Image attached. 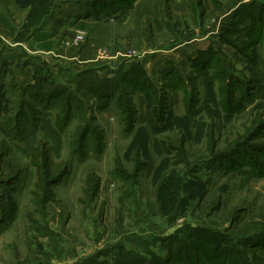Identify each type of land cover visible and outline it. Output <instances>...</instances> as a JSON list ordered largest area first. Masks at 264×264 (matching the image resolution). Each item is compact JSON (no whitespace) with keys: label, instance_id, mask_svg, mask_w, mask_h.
<instances>
[{"label":"rangeland","instance_id":"obj_1","mask_svg":"<svg viewBox=\"0 0 264 264\" xmlns=\"http://www.w3.org/2000/svg\"><path fill=\"white\" fill-rule=\"evenodd\" d=\"M94 1L35 0L33 3V0H0V143L4 142L0 147V178H16L9 187L0 183V217L4 213L0 222V264H119L118 258L113 261L120 251H137L144 256L140 260L130 252L126 254L127 261L121 264L128 261V264H153L158 261L170 264L168 250L172 257L180 260L190 251L188 224L217 232L209 235L211 238L193 242L195 251L188 256L191 263L201 259L204 251H200L201 255L196 253L198 245H201L198 249L216 248L209 253L215 261L245 264L237 257L248 256L251 250L259 251L250 245L256 240L261 241L264 232L263 225L251 219L259 209L264 208V169L250 153L251 149H257L264 141V80L257 83L258 91H250L256 86L254 84L247 88L248 101H243L242 83L246 81L241 72L245 64L251 65V61L243 55L245 50L240 43L245 36L242 35L243 31L238 30L237 22L232 20L226 29V12L229 11L225 10L233 0H217L224 6L220 5L222 7L218 11L211 0H201L198 5L195 0H183L190 8L189 15L176 11L175 0H141L135 14L120 23L71 26V32L66 28L65 35L60 33L59 36L55 32L58 39L68 36V40L84 32L89 38L91 34L104 35V51L115 62L116 57L111 58V51H119V57L125 59L133 52L154 57L158 51L172 48L191 36L201 39L206 35L209 40L216 39L218 51L211 55V71L215 69V58H220L219 62L222 60L230 71V67L236 70L233 71L235 82L230 79L234 85L229 90L236 97L227 96L228 86L224 92V89L220 90L218 81L214 86L216 91L211 90L212 94H209V88L204 93L198 71L187 69L189 80L185 86H179L181 106H175V113L168 110L169 116L164 126L155 131L144 125L134 126L130 133V114L135 111L136 119L139 110L136 93L121 95L118 101L114 96L106 103L103 97L95 93L103 88L91 73L85 76L88 92L79 90L75 93L76 98L84 100H72L76 106H71L65 122L63 117H58L61 113L58 106H46L47 85L73 89H76V82H82V87L85 85V81L64 70L65 66L78 72L94 64H79L78 58L67 62L58 56L57 59L53 58L50 53L28 51L32 57L28 64H23L26 60H18L12 54L19 53L22 45L30 50L36 49L24 40L47 21L53 8L56 7L54 19L60 20L68 17L70 6L76 2H87L90 6L106 2ZM152 1L158 4V14L154 16L146 11V5ZM259 1H262L264 9V0ZM123 4L128 5V0H123ZM181 4L178 3V7ZM252 11L256 12L257 8ZM159 15L168 22L164 28L156 26ZM67 31L73 37L67 35ZM74 41L81 44L74 53H80L82 44L86 43L85 36L82 39L74 38ZM203 43L199 40L198 45L203 46ZM250 48L246 52L248 55ZM259 49V53L261 50L264 53V44ZM43 57L50 59L51 65L47 67L52 74L47 73V67L41 64ZM2 58L17 61L10 64L6 62L7 59L1 61ZM34 64L39 68L41 84L40 89L35 91L38 98L34 103L29 102L23 113V127L37 125L33 147L27 152V142L30 141L26 140L27 131L32 129L23 133V139L19 140V137L13 138L8 134L4 124L6 119V124L10 120V126L14 124L19 100L24 98L21 95L22 84L14 82L11 83L13 87L9 86V77L17 74V68L24 69L27 65L33 69ZM101 70L98 68L97 73ZM261 75L264 78V71ZM16 78L19 77L16 75ZM184 88L194 89L191 97L193 101L198 100L196 106L188 100L187 89L183 94ZM162 89L165 90L167 102L166 89ZM122 90L126 92L130 88L124 84ZM219 93L225 106L219 103ZM58 94H61L60 91ZM188 101L192 105L191 110H194L191 113L193 116L181 114V108ZM37 103L40 105L32 106ZM227 109L232 113L231 117H225ZM84 131H87L85 135ZM84 136L87 139L82 142ZM39 139L47 142L53 164L61 167L64 162L69 164L68 171L59 177L58 182L47 185L44 192L34 188L35 168L30 165ZM85 142L86 145H82ZM238 144L242 145L239 147ZM227 153L229 155L226 157L207 161L215 154L219 157ZM259 154L264 158V150ZM218 163L223 167L220 170L216 168ZM89 176L91 181L88 186ZM159 179H163V185L159 184ZM32 190L39 193L36 205L37 199L31 194ZM173 226H176V232L185 227L179 236L186 237L184 243L187 248L176 249L180 251L178 253H171L170 243L162 241L167 229ZM218 233H225L224 236L231 238V249ZM211 239L216 244L209 243ZM261 246L264 250V245ZM225 253L228 254L226 258L223 257Z\"/></svg>","mask_w":264,"mask_h":264},{"label":"trees","instance_id":"obj_2","mask_svg":"<svg viewBox=\"0 0 264 264\" xmlns=\"http://www.w3.org/2000/svg\"><path fill=\"white\" fill-rule=\"evenodd\" d=\"M37 1V0H36ZM201 0H195L196 5H198L200 3ZM213 1L214 5L216 6V10L219 7H222L223 5L217 1V0H211ZM240 0H233L230 3V6H234L236 5L237 2H239ZM222 5V6H220ZM192 7V6H191ZM224 7V6H223ZM253 8H257L256 12H253L252 9ZM262 9V11H261ZM245 12V14L243 15V13ZM264 9L262 6V1H257V0H251L248 2H243L241 3V7L237 8L235 10V16H236V22H240V23H244L243 21L245 20H249V24L243 29L244 31V36L245 39L243 42L240 43V46L245 50L243 55L246 56V58H248V61L250 60L251 65L249 64H245L244 65V69L248 72V74L246 75L245 73L241 72V76L243 77L244 81H246L245 83H241L244 85V93L240 92V94L242 93V97H243V101L247 102L248 99V93L246 92L247 88L251 87V85H256L253 88H250V91H258L260 88L258 87L257 83H260L259 81L262 82V79L264 80L263 76L261 75L260 70H258V68L255 67V45L258 43H261L264 41ZM243 15V16H242ZM224 40V39H223ZM251 47V48H250ZM240 48V47H239ZM241 48V49H242ZM251 49L250 55L246 54L248 49ZM214 48L210 47L208 48L207 52H203L200 51L198 54V58L195 61H199L201 56H205L207 61L205 63H203L202 65L199 66V68H205L208 65L209 62V56L208 54L212 53ZM237 52H238V48L236 47ZM214 53V52H213ZM239 53V52H238ZM253 55V56H252ZM25 62H22L23 64H28L29 63V58L25 59ZM28 60V61H27ZM44 61V62H43ZM42 61V65L44 66V68L47 67V65H51L49 60H43ZM34 64L33 65V82L29 83L26 86H22L21 88V95L22 97L24 96V98H20L19 100V106H18V112L17 114H15L14 117V124H11V120L9 124H6V120H5V124L4 126H6V130L8 132L9 135H11V137L13 138H17L19 137V140L23 139V136L28 129H32L35 130L37 129V125L33 126V127H23L22 124V119H23V113L25 112V109L28 108L29 106V102L30 103H34V101L36 100V97L38 98V93L35 92L36 89H40L39 88V84L40 83V72H39V68ZM124 64L121 62L119 64H117V66H115L114 68H109V72L112 73L111 76H99L97 73V69L101 68L102 66H93V67H88L86 69L80 70L78 72L73 71L72 67L70 66H65L63 69L67 70L68 72H71V75L76 76L78 78L81 79V81H85V85L82 87V82H76L75 87L74 88H66V87H62V86H53L52 84L50 86L47 85L48 91L46 93V95L48 96V100L45 102L47 105L46 106H58L60 108V114L58 115V117H63V121L65 122L66 119H68L69 115H70V111H71V106H76L73 104L72 100H78L79 102L82 101L79 100V98H76L75 93H77L79 90H82V93H87L88 92V87L86 86L87 80H85V76L88 75L89 73H91L92 77H94L96 79L97 82H99L101 85L100 89L97 92H95L96 94H98L99 96L103 97L106 100L109 101V99H112V97H116V100L118 101L121 95H125L126 93L129 94H133V93H143L146 96V100H147V107L151 110V112L153 113L156 122L158 124V126L151 128L153 131L158 130L160 127L164 126V122L167 120V117L169 116V112H168V106H167V102H166V95L164 94L165 90H160V92L155 88V85L153 83V81L151 80V78L147 75V73L144 71L142 64L140 62H136V61H131L128 65V67L126 69H123ZM215 69L212 71V79L214 81H218V85H219V89L222 90L223 92L225 91V87L228 86V88L226 89V94L227 96L230 98L231 96L236 97L233 94H231V92H229L230 87H233V83L230 81V79H232L234 81V74L228 75L227 70H224L222 68V66L220 64H217L214 66ZM62 69V70H63ZM232 73L233 71V67H230ZM46 72L49 74H52L50 69H48V67L46 68ZM0 78H2V76H0ZM93 79V78H92ZM91 79V80H92ZM235 82V81H234ZM249 83V84H247ZM128 85L130 90L129 91H124L122 90V85ZM247 84V85H246ZM9 86L13 87L12 84H9ZM32 89V90H31ZM35 89V90H34ZM105 89V91H104ZM252 89V90H251ZM27 90V91H25ZM194 90V89H193ZM213 91V87H210V93L212 94ZM217 90V88H216ZM0 91L2 92V88L0 87ZM60 91L61 94H58V92ZM241 91V90H240ZM224 94V93H223ZM215 95V93H214ZM210 96V95H209ZM164 97V98H163ZM219 97H220V105L221 106H225V102H223V100H221L222 95L219 93ZM161 98V99H160ZM29 99V100H27ZM189 99L191 102H193V105L196 106V104L198 103V100H194L191 97V94L189 95ZM188 99V100H189ZM107 103V102H106ZM129 102L127 101V104ZM126 104V105H127ZM40 104H32V106H37ZM187 105V106H186ZM45 106V105H44ZM124 106V104H123ZM191 104L189 103V101L187 103H185V113L188 116H193L194 110H191ZM220 110V109H219ZM200 111V110H199ZM221 112V111H220ZM32 114V112H31ZM231 112L230 110H226L225 112V117H231ZM34 115V114H33ZM37 117V116H36ZM60 120V119H59ZM130 124L128 127V133H130L133 130L134 127V122H135V111H133V114H130ZM38 120H36L35 118V122H37ZM56 121V120H55ZM167 122V121H166ZM67 124V122H66ZM56 125L59 129H61L60 124L58 123V121H56ZM25 130V131H24ZM90 129H88L87 131H89ZM83 132V135H85V132ZM86 137L84 136V140H82V142L86 141ZM3 143H0V147L3 146ZM97 145L99 144V142H96ZM182 143V142H181ZM263 143V144H262ZM257 149H251L252 152H250L253 156V159L256 161V163L261 164L263 169H264V158L260 157L261 154H259L260 151L264 150V141L262 142ZM86 145L85 143H82V145ZM239 147L242 144H238ZM166 146H168L169 148H171L169 146V144H166ZM243 147V146H242ZM102 151V150H101ZM233 152V151H232ZM231 153V151H230ZM227 155H229V153L227 154H220L219 157L215 155L211 156V160H207L208 163L210 161H213L214 159L216 160L217 158H222V157H226ZM243 155V153H242ZM255 155V156H254ZM227 162H229V160H225ZM30 165L32 167L35 168V182H34V188L41 190L42 192L46 191L47 189V185L51 184V183H55L59 181V177L62 174H65L68 171V167L69 164L64 162V165L61 167L59 164H53L51 161V156H50V149L47 147V142L43 141V139H39L37 141V144L35 146L34 152L31 155L30 158ZM62 168V169H61ZM217 169H222V164L218 163ZM215 168V169H216ZM253 168H255V166H253ZM214 169V170H215ZM53 170V171H52ZM242 174H244L242 172ZM263 174V172H262ZM256 176H260V174H254ZM90 177L89 176L87 178V183L88 186L90 185ZM16 178H14V176H8L6 177V180L1 181L0 183L1 185H3L4 187H9L10 186V182L15 180ZM159 184L163 185L164 181L163 179H159ZM163 181V182H162ZM166 184V182H165ZM2 186V187H3ZM33 188V189H34ZM87 192V191H86ZM31 194L35 197L37 200H35V205H36V201H38L39 196L36 193L35 190H32ZM3 207V204H2ZM2 215L0 217V222H2L3 218H4V213L2 212ZM251 219L256 220V223H259L261 225H263L264 227V208L259 209V212L257 215H255L254 217H252ZM247 226L249 224H246ZM184 226L181 227L179 229V231L176 232V230L169 235H166L164 237H162V241L166 242V243H170V247H171V253L172 251L175 252H180L177 251L176 249H183L184 247L187 246V244L184 243V240L186 237L181 238L179 236L180 231L184 230ZM187 229H188V235H191V237L189 238V246L188 248L190 249V251L187 253V255H185L184 257H182V259H178L175 257H172L170 253V251H167V255L169 257V263L170 264H230V262L228 261H215L213 258H210V252L216 250V248H202V249H198L201 247V245H198V248L196 250V253L200 254V251H204L203 255H201V259L198 258V260H195L194 262L192 261V263L190 262V258L188 257L189 255H191V253H193L195 250V245L193 244L194 241H196L197 239L199 240H205L208 237L211 238L212 236L209 235H215L217 234V232H215V230H212L210 228H202V227H198L197 225L192 227L190 226V224L187 225ZM263 230V229H262ZM176 233V234H175ZM227 233V232H226ZM198 235L199 238H198ZM225 233L219 234L218 236H222L221 238L223 239V241L228 242L229 245V249L232 248L233 244L231 241V238H227V236ZM177 236V237H176ZM263 236V237H262ZM261 241H255L253 242V244H251L250 246L253 247V249H259L256 251L251 250L250 255L248 256H244L241 255L237 258H239L240 260L244 261L245 264H264V250H262V246L264 245V232L262 235ZM180 239V240H179ZM183 241V242H182ZM209 243H213L216 244V241L214 239H211L210 241H208ZM205 242H203L202 245H204ZM250 246H247L248 248ZM255 247V248H254ZM187 248V247H186ZM251 249V248H250ZM124 252V251H122ZM121 251L119 253H117V256L115 258V260L113 262L116 261V259L118 258V262L119 264H121L124 260L127 261L128 258H126V254H131L130 252H132V254L136 255L139 257V259H143L144 256L141 255L140 253H137V251H130V252H126L122 253ZM213 253V252H211ZM246 254V252H245ZM228 254H224V258H226ZM125 258V259H124ZM173 260V261H172ZM145 261V260H144ZM130 261H128L126 264H128ZM146 264V262H144ZM141 264V263H140ZM150 264V263H147ZM153 264H161L160 261H158L157 263H153Z\"/></svg>","mask_w":264,"mask_h":264},{"label":"crops","instance_id":"obj_3","mask_svg":"<svg viewBox=\"0 0 264 264\" xmlns=\"http://www.w3.org/2000/svg\"><path fill=\"white\" fill-rule=\"evenodd\" d=\"M34 1L35 0H33V3ZM97 1H100V0H95L93 3ZM105 1L106 2H101V4L97 3L98 6H90L87 4V2L86 3L76 2L72 4V6H70L68 17H64L60 20L54 19V14H55L54 12L56 11L55 9L56 7L53 8L52 12H50L49 17L47 18V21H45V23L42 26L38 28L36 27V29L34 30L35 32L34 33L32 32L33 34L31 33L26 38V40H24L29 45L31 44V46L36 47V49L30 50L27 46L22 45L23 48H20V49L18 48L21 52L20 51L19 53L14 52L12 53L13 56H16L17 59L19 58L18 60L20 59L25 60L27 58L32 57L30 53H27L28 51V52H38V53L39 52L50 53L53 58L57 59L56 56H58L60 59L66 60L67 62L71 60L76 61V59L78 58L80 62H77V63L79 64L87 65L88 63L89 64L92 63L95 66H102L101 68H99V69H102L100 72H98L99 76H111L112 73H110L108 69L114 68L115 66H117V64L120 63V61H122V63L124 64L123 69H126L131 61L140 62L142 64L144 71L153 81L155 88L159 92L161 88L166 89L168 110L171 109V111L173 112L175 111L174 110L175 106H181V102H180L181 100L180 92L181 91H179L181 87L179 86L180 85L185 86V83L189 80L188 78L189 76L186 74L187 69L194 68L198 71L199 76L201 77V80H202L203 88L205 89L204 93L207 92L210 87H213V92L216 91V87H214L216 85V81L212 79L211 67L213 65V58H211L212 57L211 55L217 52L218 48L215 42L216 39L209 40L207 39L206 35L205 36L203 35L201 39L196 38L194 36L185 38L182 40L180 44L173 46L172 48H166V49H162L158 51V53H155L154 57L153 55H149V54L144 56V54L133 52V53H129L128 56L130 57L125 59L123 56L119 57L120 56L119 51H111V53L113 54L111 55V58L115 56L117 63L115 62V60H111L110 57L107 56V53H108L107 51L106 52L104 51L103 44H104V41L106 40L104 35H92L91 34L90 35L91 38H89L87 35H85V32H84V34L75 36L74 37L75 40L82 39L84 38V36L86 39L85 41L86 43L82 42L83 44H82L81 52L76 53V54L74 52L80 49L77 47L81 44L76 43L74 41V38H71V40L67 39L68 36H65L61 39L57 38L60 35V33L61 35L62 34L65 35L64 30L66 28H68L69 31L71 32L72 31L71 26L81 27L83 25L87 26L89 23H100V24L120 23L121 20L128 19L131 15L133 16L135 14L136 8L141 0H128V5L123 4V0H120L118 2H115L114 0H105ZM180 2H182V4L180 7H178V3ZM243 2H248V0H240L238 4L234 6H230L228 9L225 10V11H229V12H226L227 13L226 17L228 19L226 22V29L229 28V24L232 20L236 21L237 18L235 16V10L237 8H240L241 3ZM175 4H176V11L179 14L189 15L190 8L187 5H185L183 0H175ZM157 5L158 4L155 2L150 3V5H146V11L151 12L152 16L157 15L158 14ZM76 7L78 8V10H76L77 9ZM178 9L181 10V12H179ZM19 13H21V11ZM83 22H86V23L83 24ZM243 22L244 23L237 22L238 30L240 31H243V29L249 24V20H245ZM167 23L168 22L166 20L163 21L160 18V15L158 16L156 20L157 27L160 26L161 28H164V26H167L166 25ZM76 29L77 28H75L74 30L76 31ZM56 31L58 32V36H55ZM69 31H67L66 34L69 35L70 37L71 36L73 37V35H71ZM77 32H80V31H77ZM80 33H83V32H80ZM219 35L220 33H218V37ZM242 35H244V31ZM59 40H62L61 43L66 44V45L62 46L61 43L58 42ZM199 40L200 41L202 40V42H204L203 46L198 45ZM193 42H196V43H193ZM54 43H56V45ZM262 44H264V41L255 45V51H256L255 67L259 68L261 72L264 71V53L262 52V50H261V53H259L260 51L259 48ZM209 46L214 48V50L212 49L214 53L212 52L209 55L210 63H208V65L206 66V69L199 68V66L205 63L207 59L205 56H201L199 61H195V60L198 58L199 52L200 51L207 52ZM57 47L58 48L60 47V48L57 49ZM92 50L93 52H90ZM61 51H63V53H61ZM34 57H37V56H34ZM43 58L44 60L50 61L48 57H43ZM17 59L12 62L11 59L9 58H4V59L2 58L1 61L4 62L6 60V62L13 64L17 61ZM219 59L220 58H215L214 63L220 64L224 70H227L228 75L233 74L228 69L227 66L223 65L222 60L221 62H219ZM16 71H17L16 72L17 74H13L9 77L10 84L11 83L14 84V82H16L17 84H22V86H26L29 83L33 82V69L30 66L28 67L27 65H25L24 69L17 68ZM242 72L245 74L246 73L248 74V72L245 69H243ZM16 75L19 78H16ZM22 79H25V80H22ZM158 81H161L164 87H162L163 85ZM168 86L169 87L171 86L172 88L169 89ZM186 89L188 91L186 94L190 95L193 89L192 88H186ZM186 89L185 88L183 89V94L186 92ZM136 95L139 101V104H137L136 106H139L138 107L139 110L136 115L134 126L136 127V126L144 125V126H147L148 128H154L158 126L153 113L147 107L146 96L143 93H136ZM184 106H185V103H184ZM184 113H185V107L181 108V114L183 115ZM35 135H36L35 130L27 131L26 140H30L29 142H27L29 143L27 145L28 146L27 152H30V150L33 147V142H34L33 140L35 138ZM0 180L1 181L6 180V177L0 178ZM258 180H261V179H258ZM262 181H264V179H262Z\"/></svg>","mask_w":264,"mask_h":264},{"label":"water","instance_id":"obj_4","mask_svg":"<svg viewBox=\"0 0 264 264\" xmlns=\"http://www.w3.org/2000/svg\"><path fill=\"white\" fill-rule=\"evenodd\" d=\"M176 229V226H173V227H169L166 231V235H169V234H172Z\"/></svg>","mask_w":264,"mask_h":264}]
</instances>
